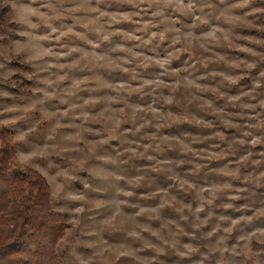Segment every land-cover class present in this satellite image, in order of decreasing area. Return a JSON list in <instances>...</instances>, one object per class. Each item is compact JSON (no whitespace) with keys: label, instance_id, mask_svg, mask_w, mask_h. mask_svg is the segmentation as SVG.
I'll list each match as a JSON object with an SVG mask.
<instances>
[{"label":"clouds","instance_id":"1","mask_svg":"<svg viewBox=\"0 0 264 264\" xmlns=\"http://www.w3.org/2000/svg\"><path fill=\"white\" fill-rule=\"evenodd\" d=\"M0 264H264V0H0Z\"/></svg>","mask_w":264,"mask_h":264},{"label":"trees","instance_id":"2","mask_svg":"<svg viewBox=\"0 0 264 264\" xmlns=\"http://www.w3.org/2000/svg\"><path fill=\"white\" fill-rule=\"evenodd\" d=\"M23 183L25 184V185H27L28 184V181L27 180H25V181H23ZM28 191V189H26V192ZM43 191V189H42V187H41V185H39V184H34V185H32L31 186V192H32V194L35 196L37 193H39V192H42Z\"/></svg>","mask_w":264,"mask_h":264}]
</instances>
